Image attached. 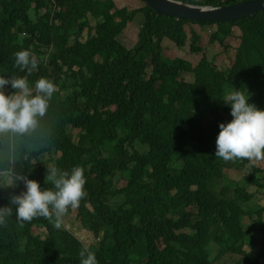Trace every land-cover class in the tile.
<instances>
[{
    "label": "trees",
    "instance_id": "16d2710c",
    "mask_svg": "<svg viewBox=\"0 0 264 264\" xmlns=\"http://www.w3.org/2000/svg\"><path fill=\"white\" fill-rule=\"evenodd\" d=\"M141 1L130 9L114 0H0V75H26L14 53L27 49L38 60L29 81L46 77L57 86L35 131L0 134V175H27L45 189L53 187L48 167L79 165L87 192L59 228L54 217L23 226L14 214L8 218L0 226V264H80L85 245L65 228L69 218L96 241L89 249L98 264H225L228 253L240 255L234 264H264V206L248 191L253 185L264 193L261 165L213 154L198 164L190 155L169 160L178 148L188 153L189 129L201 139L209 126L205 145L212 146L219 124L233 119L225 103L230 91L250 93L249 103L264 110V10L234 21H195L158 15ZM91 14L102 18L95 37L86 30ZM138 18V42L128 48L119 36ZM189 23L217 26L209 40L233 58L231 67L208 59L201 34L192 27L187 33ZM235 26L240 40L232 45ZM164 37L181 48L189 40L190 50L204 55L197 64L171 61ZM246 164L240 181L226 179L225 168ZM21 191L22 181L10 192L0 189V206Z\"/></svg>",
    "mask_w": 264,
    "mask_h": 264
},
{
    "label": "clouds",
    "instance_id": "9594fccd",
    "mask_svg": "<svg viewBox=\"0 0 264 264\" xmlns=\"http://www.w3.org/2000/svg\"><path fill=\"white\" fill-rule=\"evenodd\" d=\"M189 31L190 27L187 30L188 34ZM165 38L172 41L168 37H164L163 40ZM14 57L15 66L26 75L7 77L0 75V134L25 135L39 127L40 121L48 112L57 86L46 77H41L34 83L29 81V77L38 66L37 58L29 50L17 51L14 53ZM249 98L250 93L245 94L240 89L227 93L225 103L230 105V115L233 119L230 122L219 124L220 131L216 139L212 137V146L205 145L209 126L205 128L201 139L197 138L195 130L189 129L186 132L189 154L186 149L178 148L173 155H170L169 160L182 161L184 155H190L192 161L198 164L201 160L207 162L211 159L210 154H213L224 161L240 159L247 160L250 166L256 164L260 166L259 162L264 161V110L249 103ZM246 165L248 166V164ZM185 166L190 169V162ZM84 173L85 169L79 165L74 166L70 171L62 170L56 166L48 167L46 181L51 182L53 187L45 189L41 188L38 181L29 179L27 175H15L12 184L8 186L16 187L22 181L26 191H21L18 195H11L9 205L0 206V226L6 227L8 218L14 214L16 221L21 226L36 217L47 219L54 217L55 226L59 228L69 209L78 208L81 200L87 196ZM4 186L0 184V187ZM79 256L80 264H98L95 253L88 246L81 248Z\"/></svg>",
    "mask_w": 264,
    "mask_h": 264
},
{
    "label": "rangeland",
    "instance_id": "374dc122",
    "mask_svg": "<svg viewBox=\"0 0 264 264\" xmlns=\"http://www.w3.org/2000/svg\"><path fill=\"white\" fill-rule=\"evenodd\" d=\"M115 1V5L117 8H121V7H129L130 9L132 8H139L142 5V1L141 0H114ZM239 1V0H237ZM32 15L33 17L34 12L32 11ZM80 22H84V20H79ZM88 22L89 24H87L88 26H86V30L91 28V36L95 37L98 34V25L102 22V18L100 15H94L91 14L90 17L88 18ZM139 18L134 21H130L127 25V27L125 28V30L123 31L122 34H120L119 38L120 40L126 45V47L128 48H133L136 43L138 42V31H139ZM189 27H193L198 33L201 34V39L199 41L200 44H202L204 46V51L206 52V55L208 57V59L212 62H214L215 64L223 67V68H229L232 66L233 63V58L230 57V55L227 52L223 51V46H221L218 42H212L211 40H209V36H210V32H212L213 30L216 29V25L215 26H206V25H200L198 23H193L190 24L189 26H187V28L189 29ZM235 36L232 34L231 37H229L227 39V42H230L232 45H236L239 43V34H240V30L239 27L235 26ZM87 32L84 33V38L86 37ZM162 45L164 47V52L167 54L168 57H170V60L173 61L175 58H184L187 59L189 61H191L193 64H197L199 62V60L201 59L202 55H204L203 52L200 53H195L192 52L190 50V41L188 40L186 46L184 47H178L175 43H173L172 41L168 40L167 38H165L162 42ZM150 68H149V72H150ZM85 72H87V70H85ZM187 79H192V75H186ZM75 133V132H74ZM76 134V133H75ZM76 138V137H74ZM44 156H48V152L46 151V153L44 154ZM15 158H18V155H15ZM259 164L261 165V168L264 169V161L259 162ZM249 171L248 166L247 165H243L241 167V170H239V168H225L223 173L226 175V179H230L233 180L235 183H237L238 181H240L245 175L246 173ZM2 178H4V181H2ZM12 180L13 178L11 176H5V177H1L0 175V184L5 185L4 187H0L1 190L10 192L12 190L11 185L12 184ZM125 183L124 181L120 183L123 184ZM9 187H11L10 189H8ZM194 188H196L194 186ZM259 188L257 186H253L250 185L248 187V191L249 192H255L254 193V197L256 199V201L264 206V193L260 190H258ZM187 209H192V207L190 206ZM246 223H251V220L248 218L246 221ZM62 223V222H61ZM76 224H79V222L73 218H69L67 223H66V227L68 229H72L73 232H75L82 240L85 246L90 247V245L94 244L96 241L92 240L91 236L89 234H84L81 235L78 233L81 232L83 233L82 229L77 226ZM39 231H45V229H39ZM216 257V253H214L212 255V258L215 259ZM240 257V255L238 254H234V253H228L226 254L225 258H224V262L225 264H234V262H236V260H238Z\"/></svg>",
    "mask_w": 264,
    "mask_h": 264
},
{
    "label": "water",
    "instance_id": "95a60500",
    "mask_svg": "<svg viewBox=\"0 0 264 264\" xmlns=\"http://www.w3.org/2000/svg\"><path fill=\"white\" fill-rule=\"evenodd\" d=\"M158 14L200 21H234L264 10V0H241L224 5H197L180 0H145Z\"/></svg>",
    "mask_w": 264,
    "mask_h": 264
}]
</instances>
